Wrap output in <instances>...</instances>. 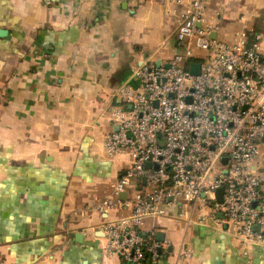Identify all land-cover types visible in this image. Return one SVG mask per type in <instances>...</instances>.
Segmentation results:
<instances>
[{
  "label": "crops",
  "instance_id": "0c3cea01",
  "mask_svg": "<svg viewBox=\"0 0 264 264\" xmlns=\"http://www.w3.org/2000/svg\"><path fill=\"white\" fill-rule=\"evenodd\" d=\"M188 4L0 0V264H123L104 255L95 209L130 163L104 146L116 92L142 60L181 50ZM205 14L219 40L264 48V0H207ZM191 207L146 222L164 234L159 264H264V246L247 250Z\"/></svg>",
  "mask_w": 264,
  "mask_h": 264
},
{
  "label": "built area",
  "instance_id": "2783aa9c",
  "mask_svg": "<svg viewBox=\"0 0 264 264\" xmlns=\"http://www.w3.org/2000/svg\"><path fill=\"white\" fill-rule=\"evenodd\" d=\"M188 2L176 34L181 50L165 62L142 60L116 92L122 103L110 121L118 129L104 146L109 156L128 154L130 163L95 209L107 216L104 255L123 264H159L163 244L146 222L184 204L199 210L201 222L226 225L246 249L264 246L261 38L251 44L244 34L235 43L213 38L219 27L206 23L207 0Z\"/></svg>",
  "mask_w": 264,
  "mask_h": 264
},
{
  "label": "water",
  "instance_id": "95a60500",
  "mask_svg": "<svg viewBox=\"0 0 264 264\" xmlns=\"http://www.w3.org/2000/svg\"><path fill=\"white\" fill-rule=\"evenodd\" d=\"M4 34H6V31L0 29V35L3 36ZM212 37H213V38H218V33H217V32H214V33L212 34ZM160 62H161V61H160ZM160 62H158V63H160ZM199 72H200V64H199V63H194V64H192V66H191V73L194 74V75H197V74H199ZM117 129H118V128L115 127V130H117ZM226 161H227V160L224 159V162H226ZM150 166H151L150 163H148V164L146 165V167H150ZM144 180L146 181V179H144ZM223 192H224V187L218 189L217 192H216L217 201H218V203H220V204L223 203V197H222ZM121 197L125 198V197H126V193H122V194H121ZM219 216H220V217H223V214H219ZM163 238H164V234H159V235H158V239H161V240H162Z\"/></svg>",
  "mask_w": 264,
  "mask_h": 264
}]
</instances>
